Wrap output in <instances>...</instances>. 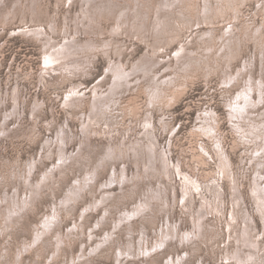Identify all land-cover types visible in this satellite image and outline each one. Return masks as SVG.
I'll return each mask as SVG.
<instances>
[{
  "label": "rangeland",
  "instance_id": "rangeland-1",
  "mask_svg": "<svg viewBox=\"0 0 264 264\" xmlns=\"http://www.w3.org/2000/svg\"><path fill=\"white\" fill-rule=\"evenodd\" d=\"M158 1L151 0L146 15L124 17L121 22L126 23L116 33L113 27L118 22L119 9L110 11V6L100 11L93 6L86 16L81 5L87 4L83 0H0V128L4 129H0V264H168L179 256L184 257L181 264H239L234 256L238 247H244V241H238L236 230L244 229V219L240 217L234 222L236 229L228 224L234 203L233 177L240 187L242 208L254 214L253 233L261 237V254L264 253V224L252 197L257 172L264 175V131L255 130L253 136L249 131L245 134L235 129L227 105L235 100L249 78L256 82L264 78V0H236L237 7L232 4L224 16L218 14L212 24L204 23L201 29L213 28L212 35L195 39L190 47L206 54L209 46L205 62H194L188 68L186 64L178 68L176 61L173 68L167 67L169 63L161 64L157 68L161 80L171 79L159 83L163 94L155 97L154 102L150 88L154 82L144 75L141 81L135 77L134 84L112 94L115 102L113 98L107 100L103 110L106 117L90 127L94 86L99 84V92L108 94L115 81L109 66L121 61L131 70L148 51L154 52L156 38L150 31L155 25L153 8ZM182 4H186L184 11L189 13L190 20L177 16L179 22L168 32L158 52L165 59L174 57L181 44L192 38L190 24L196 23L199 13L204 12V0ZM142 21L151 26L147 32L139 28ZM231 25L234 32L225 33ZM36 26L43 28L45 34L29 31ZM146 34L150 42L144 38ZM66 39H75L81 47L86 45V39L93 44L74 51L63 49L64 55L73 53L68 60L71 69L58 65L54 71L46 59ZM246 62L250 63L249 70L238 74ZM230 74H238L239 79L232 81ZM74 87L85 95L69 102L68 95ZM251 97L257 104L254 112L263 113L264 101L259 102V90ZM148 117L152 118L150 125ZM206 119L215 126L210 133V127L201 128ZM147 130L150 136L143 138ZM141 139L156 141L159 152L167 150L170 162L179 165L181 173L202 182V194L212 200L220 196L216 201L224 211L218 214L210 210L204 234L195 243L167 240L166 229L176 225L183 233L193 231V215L202 207L201 195L195 191L185 201L179 171L174 169L170 178L159 161H155L157 170L147 171L149 151L140 146L138 152L133 149ZM219 140L229 155V168L219 157ZM63 154L67 164L60 163ZM122 165H126L130 180L119 184V180L124 181ZM49 172L51 177L45 181ZM90 172L96 175L86 181ZM111 180L114 183L108 189L103 182ZM104 190L113 191L105 203L107 207L100 205ZM72 191L74 198H70ZM158 193L163 195L162 200L156 197ZM26 199H30L28 206L23 205ZM147 199L152 200L149 210L132 219L125 217L127 211L136 210ZM15 201L20 215L9 222L5 214ZM48 217L53 226L45 228ZM45 229L48 230L42 233ZM159 241L163 247L155 248ZM130 251L134 255L128 256ZM83 253L86 261L80 258Z\"/></svg>",
  "mask_w": 264,
  "mask_h": 264
},
{
  "label": "bare ground",
  "instance_id": "bare-ground-1",
  "mask_svg": "<svg viewBox=\"0 0 264 264\" xmlns=\"http://www.w3.org/2000/svg\"><path fill=\"white\" fill-rule=\"evenodd\" d=\"M4 1V0H3ZM6 1V0H5ZM8 1V0H7ZM80 1V0H79ZM84 2H86V7H83L82 8L84 9V14L86 15L87 12H91L92 10V7L95 6L96 7V10L97 11H100L102 8H107L110 6V11L111 10H115V9H119V13H118V17H117V24L113 27L114 29V32L118 33L119 30H121L122 28V24L124 22H121V20L125 19L124 17H128L130 16V14H132V16L137 17V16H143V13H145L147 10L150 9L151 7V0H83ZM122 1H124V3H122ZM183 1H188V0H159L158 1V5H155V7L153 8L154 11H153V17L155 15V18H154V22H155V25L153 24V27L151 26H148L147 23L145 21H142V25L139 27L141 29H145V32H147V30L152 29V31L150 32H154V37L156 38V43H154L153 45V49H154V52L151 53L150 51L147 52L146 55H144L142 57V59L140 60L139 63H136L135 64V67H133V69L129 70V67L126 68V65L119 61V62H114L113 65L109 66V70H111V72L113 73V75L115 76V81L114 83L112 84L111 86V91L106 94L105 92H99V84H96L95 87V90H94V93H95V97H94V104L92 106V112L90 114V117H89V124H90V127L92 128L91 125H95L97 124L102 118V117H106V112H104L103 110L105 109V107L107 106V100L111 101L112 98H113V101L115 102V99L113 97L112 94H118V90L120 88H122L123 86H131L132 84H134L135 82H133V78H137L138 81H141L142 77H146L148 78L151 82H154L153 85H150V88H153V91L151 90L152 92V101L154 102V98L159 96V95H162L163 94V91L161 90V88L159 87V83L162 82H167L169 79H171V77H169V79L165 78L163 80H161V77H160V73H159V70L157 69L159 66H161V64H167L169 63V65L167 66L168 68H173L172 65H173V62H177V65H178V68L179 66H182V65H185L186 64V68L189 67L190 64L194 63V62H205L204 60V56L208 54V52L211 50V48H207V50H205V53L202 52L200 53L198 50H195V49H192L190 47L191 44H193V42L196 40H199V38H201L202 36H204L205 34L211 36L212 33H213V28H211V30H208V31H203L201 29V27L203 26V24H212V19L213 17H217L218 14H221V16H224L228 10L231 8V5L234 4V2L236 0H204V12L203 14L199 13V18L197 20L196 23H192L190 24V28L192 30V38L189 39L188 42H183L180 46V48L178 49V51L175 53L174 57H171V58H168V59H165L163 58L161 55L158 54V52L161 50V47H162V42L165 40V38L168 36V32H170L173 28V26H175V23H178L179 21L177 20V16L178 15H183L184 17L188 18L190 20V16H189V13H185L184 10L187 9V7L185 6L186 4H182ZM133 2L135 4H133ZM2 2L1 1V5H2ZM33 3H36L35 1ZM105 3V4H104ZM6 4V3H5ZM4 5V4H3ZM14 5V4H13ZM17 5V4H16ZM34 5V4H33ZM235 5V4H234ZM230 6V7H229ZM236 6V5H235ZM234 6V7H235ZM237 7V6H236ZM35 8V7H34ZM136 9V10H135ZM34 11V10H33ZM83 13V12H81ZM81 15V14H80ZM89 15V14H88ZM91 15V14H90ZM89 15V16H90ZM146 15V13H145ZM14 16V15H13ZM16 16V15H15ZM87 16V15H86ZM25 17V16H24ZM82 17V16H80ZM95 18V16H94ZM129 18V17H128ZM202 18V19H201ZM7 19V17H6ZM10 19V18H9ZM78 20V19H77ZM133 20V19H132ZM202 20V21H201ZM8 21V20H7ZM80 21V20H78ZM140 21V20H139ZM132 22V21H131ZM192 22V20H191ZM199 22V25L197 26ZM77 23V22H76ZM97 23V22H96ZM126 23V22H125ZM124 23V24H125ZM139 23V22H138ZM94 23L92 22V25ZM133 24V25H132ZM131 25L132 26H136L135 23H132ZM150 24V23H148ZM35 25V24H34ZM40 25V24H39ZM130 25V26H131ZM234 25V24H233ZM233 25H231L229 27V29L227 31H225V33H233ZM32 26V25H31ZM29 26V27H31ZM55 26V25H54ZM82 26V25H81ZM139 26V24H138ZM28 27V26H27ZM28 27V28H29ZM37 27V28H36ZM34 27L33 29L29 30V31H33V32H36V33H39V34H45V30L43 28H38V26ZM92 27V26H91ZM95 27V26H94ZM212 27V26H211ZM25 28V27H24ZM53 28V27H52ZM55 28V27H54ZM86 28V27H85ZM87 28H89V26H87ZM138 28V29H139ZM35 29V30H34ZM176 29V28H175ZM24 30V29H23ZM78 30V28H77ZM82 30V29H81ZM197 30V31H196ZM203 31V33H199V31ZM89 31V30H88ZM194 31H196V34L193 35ZM28 32V31H27ZM32 32V33H33ZM68 32V31H67ZM89 32H93V31H89ZM138 32V30L136 31ZM29 33V32H28ZM15 34V33H14ZM93 34V33H91ZM90 34V35H91ZM96 34V33H95ZM149 34V32H148ZM146 34L144 38H146L147 42H150L149 40V35ZM36 35V34H35ZM89 35V36H90ZM97 35V34H96ZM142 35V34H140ZM88 36V37H89ZM224 36V35H223ZM75 36H73L74 38ZM92 36H90L91 38ZM225 37V36H224ZM39 38V37H38ZM54 38V37H53ZM77 38V37H75ZM88 38V40L90 39ZM72 39V38H70ZM67 40V39H66ZM64 41L65 43H63L60 47V49H57L55 51H53L49 57L46 59V62L48 63H51V68L55 71V70H58L59 66L62 67V66H65V67H68V64H70L68 62L69 58H71V56H73L72 54L70 55H64L65 54V51L63 49H66V51H74V50H79V49H82L84 47H87L88 45H92L93 43L92 42H89L88 43V40L87 42H85L86 40H84V43H86V45L81 47L79 46V44L76 42V40L74 39L73 41L71 40H67V41ZM227 40V39H226ZM111 42V40H110ZM202 42V41H201ZM230 42V39L229 41ZM107 43V42H106ZM225 43V42H224ZM110 44V43H109ZM116 44V43H115ZM105 45V44H104ZM210 45V44H209ZM212 45V44H211ZM46 46V45H44ZM96 46V45H95ZM101 46V45H100ZM112 46V45H111ZM225 46L229 47V43H225ZM117 47H120L117 45ZM205 47V46H204ZM215 47V46H213ZM224 47V46H223ZM97 48V47H96ZM99 48V47H98ZM122 48V47H120ZM201 48V47H200ZM52 49V48H51ZM54 49V48H53ZM103 49V47H102ZM204 49V48H203ZM89 50H90V47H89ZM50 52V51H48ZM120 52V51H119ZM228 52V51H227ZM61 53H63V56L60 57ZM227 54V53H226ZM232 55V54H230ZM165 57V56H164ZM169 57V56H168ZM230 57V56H229ZM172 61V63L170 64V60ZM264 59V58H263ZM264 61V60H263ZM71 66V65H70ZM82 66V65H81ZM163 66V65H162ZM249 67H250V63H245V65H243V68L239 69V73L242 74V71L243 70H249ZM76 68V67H75ZM177 68V69H178ZM70 67H68L67 70L70 71ZM84 69V68H83ZM75 71V70H73ZM110 72V71H108ZM47 73V72H46ZM237 74V75H238ZM144 75V76H143ZM237 75H233V74H230V77L232 79V81H236L239 79V76ZM77 85V84H76ZM74 86V85H73ZM80 86V85H79ZM81 87V86H80ZM79 87H74V89L71 91L72 94L68 95V99H69V102H72V101H75L76 99H79L80 97H83L85 95V93H83L81 90H78ZM102 88V86H101ZM80 89V88H79ZM102 90V89H101ZM256 90H259V93H260V101L259 102H263L264 101V78L262 77L258 82H256L253 77L249 78V80H247V84L245 85V87L241 90V92L237 95V97H235V100L234 101H231L230 103H228V108L230 110V120H231V123L232 125L235 127V129L239 130L240 132H243L245 134L249 133L252 134L254 136L255 134V130L256 131H259V132H262L264 131V120L263 117H264V112L263 113H260L258 110L257 114L254 112L257 106L256 104V101L252 100V93ZM86 92V90L84 91ZM69 94V93H68ZM112 95V96H111ZM3 96V95H2ZM107 96V98L105 99L104 97ZM67 98V97H66ZM1 100V98H0ZM3 100V99H2ZM1 102H5V101H1ZM1 104V103H0ZM91 104V103H90ZM5 107V105H4ZM7 111V109H5ZM16 110V109H15ZM109 110V108H108ZM100 111H103V112H100ZM16 113V112H15ZM13 114V113H12ZM86 114V113H85ZM210 114V113H209ZM208 114V115H209ZM6 115V114H5ZM16 116V115H15ZM260 117V119H259ZM5 118V116H4ZM10 118V117H9ZM8 118V119H9ZM262 118V119H261ZM6 119V118H5ZM4 119V120H5ZM103 119V118H102ZM151 117H148L146 119L147 121V124L150 125L151 124ZM3 120V122H4ZM246 122H249L247 123L248 127H245V123ZM2 123V122H1ZM0 123V124H1ZM5 123V122H4ZM2 125V124H1ZM0 125V126H1ZM98 125V124H97ZM153 125V124H152ZM5 128V125L3 126ZM207 127H210V132H212V130H215V126H214V123L209 121L208 119L205 120V124H202L201 128L203 130H205ZM88 128V127H87ZM146 128V127H145ZM1 129V128H0ZM90 129V128H89ZM93 129L96 130V127H94ZM249 129V130H247ZM2 130V129H1ZM4 130V129H3ZM2 130V131H3ZM7 132V130H5ZM98 131V130H97ZM145 132V131H144ZM59 133V132H58ZM112 133V132H111ZM208 133V132H207ZM62 134V133H61ZM150 134V131L147 130L145 132V134L142 136L143 138L145 136H148ZM7 135V134H5ZM59 135V134H58ZM62 136V135H61ZM91 136V135H90ZM107 136V135H106ZM150 136V135H149ZM255 136H258V134H256ZM60 138V136H59ZM256 140V139H255ZM86 141V140H85ZM83 141V142H85ZM257 141V140H256ZM56 142V141H55ZM81 142V141H80ZM83 142H82V145H83ZM136 142V141H135ZM245 142V141H244ZM134 143V142H133ZM132 143V145H133ZM140 145H135L134 143V146H133V149L134 151L138 152L137 150H139V146L140 148L142 147V150L144 149H147L149 151V159H150V162L146 164V170L147 171H150V170H157V166L155 165V161H159L161 162L162 164V169H163V172L166 176L168 177H172V174L174 169L175 170H178L179 169V165H174L170 162V159H169V154H168V151L164 149V151H161L159 152L157 150V143L156 141H154L153 139H151V141H144V140H140L139 141ZM254 143V141H253ZM60 144V143H59ZM85 144H87L85 142ZM138 144V143H137ZM218 144V147H219V154L222 159H221V162H225L227 165H228V168H229V165L231 166V161H230V158H229V155L223 150V148L221 147V142L220 140L217 142ZM131 145V146H132ZM52 146V145H51ZM64 146V144H63ZM53 147V146H52ZM88 147V146H86ZM144 147V148H143ZM84 148V147H83ZM61 149V148H59ZM85 150V149H84ZM141 150V149H140ZM132 151V150H131ZM49 152V151H48ZM64 152V151H63ZM135 152V153H136ZM50 153V152H49ZM134 153V152H133ZM132 153V154H133ZM145 153V152H144ZM113 154V153H112ZM138 154V153H136ZM73 156V154H72ZM71 156V157H72ZM80 156V155H79ZM78 156V157H79ZM107 156V155H106ZM119 156V155H118ZM132 156V155H131ZM77 157V156H76ZM85 157V156H84ZM108 157V156H107ZM115 157V156H113ZM81 158V157H80ZM112 158V157H111ZM117 158V157H116ZM145 158V156H144ZM70 159V157H69ZM73 159V158H72ZM100 159H103V158H100ZM99 159V160H100ZM72 161V160H71ZM146 161V160H144ZM36 162V161H35ZM34 162V163H35ZM66 162L67 164V160L64 158V154L61 156V159H60V163L61 164H64ZM101 162V161H100ZM106 162V161H105ZM138 162V161H137ZM125 163V162H124ZM36 164V163H35ZM113 164V163H112ZM180 164V163H179ZM258 165H261L260 163ZM99 166V165H98ZM123 166V173L121 172V174H123L124 176V181H121L119 180V184H124L123 182H126L127 180H130L129 178V175L127 174L126 172V165H122ZM222 166V165H221ZM54 168V167H53ZM63 168V166H62ZM31 169V168H30ZM122 169V168H121ZM59 171V170H58ZM64 171V170H63ZM114 171V170H113ZM179 173L178 175L181 176V180H183V191H184V198H185V201L187 199H189L190 197H192L193 193L198 192L200 195H201V198H202V201H201V206L199 208V210H197V213L196 215H193L194 216V230L193 231H187L186 233H183L181 231L178 230L177 226L173 225L170 226V227H167L166 231L168 234L166 235V239L168 240H175V239H179L181 242H193L195 243L196 240L198 238H200L201 235L204 234V230H205V220L208 216V213L210 212L211 210V213L213 212H217L218 214L219 213H222L223 208H222V204L218 201H216L218 198L215 197L214 200L211 199V197H207L206 194H202L201 190L203 187H202V182L200 181H196L195 180V177L194 179L193 178H190V174L189 176L186 175V172L185 174L184 173H181L182 170H178ZM89 172V171H88ZM184 172V171H183ZM53 173V172H52ZM54 174V173H53ZM89 174V173H88ZM87 174V175H88ZM118 174V172H117ZM120 174V175H121ZM146 173H144V176H145ZM163 174V175H164ZM188 174V173H187ZM95 172H90L89 174V177L86 179L87 180H92L95 176ZM113 175V174H112ZM114 175L116 176V170L114 171ZM142 175V173H141ZM156 175V174H155ZM53 176V175H52ZM114 176V178H115ZM148 176V175H147ZM146 176V177H147ZM153 176V174H152ZM177 176V175H175ZM51 177V174L50 172L45 174L44 176V180H49V178ZM118 177V176H117ZM122 177V176H121ZM134 177V176H133ZM137 177H138V173H137ZM150 177V176H149ZM154 177V176H153ZM157 177V176H156ZM192 177V176H191ZM53 178V177H52ZM56 178V177H54ZM118 178V179H119ZM136 178V177H135ZM163 178V177H162ZM234 179V199H233V209H232V215H231V219L230 221L228 222V224L233 227L234 229H236L237 227L235 226L234 222L237 221L238 218H243V225H244V229L243 230H236L237 232V239L238 241H244L242 244L244 245V247L241 249L238 247V249H236V253H235V256L234 258L239 262V264H263V261H264V253L261 254V251H262V240H261V237L258 236V234H254V230H255V224L253 221L254 220V214H251L248 210H246V208L244 207V209L242 208L243 207V202L241 201L242 200V195H241V192H240V187L239 185L237 184V181L235 180V177H233ZM113 179V178H111ZM134 179V178H133ZM199 179V178H198ZM262 179L264 180V175L263 173L261 174L260 171L257 172L255 178H254V183H253V190H252V197H253V200L255 201V206L254 208H257V213L260 215L261 219L263 220V224H264V181H262ZM78 180V179H77ZM82 180V179H81ZM141 180V179H140ZM28 181V180H27ZM134 181V180H133ZM44 182V181H43ZM93 182V181H92ZM116 182V180H115ZM129 182V181H127ZM38 183V181L36 182V184ZM83 183V182H82ZM91 183V182H90ZM113 183L114 181L111 180L109 183H106L104 184L103 182V185H106L108 187V189H111L112 186H113ZM117 183V182H116ZM41 184V183H40ZM43 184V183H42ZM79 184V183H78ZM89 184V183H88ZM115 185V184H114ZM133 185V184H132ZM135 185V184H134ZM133 185V187H134ZM37 186V185H36ZM77 186V185H76ZM83 185L80 184V187H82ZM105 186V187H106ZM208 188L213 189V187H211L209 184L207 185ZM41 187V186H40ZM79 187V186H78ZM103 187V186H102ZM132 187V186H131ZM219 187H221L219 185ZM36 188V187H35ZM39 188V186H37V189ZM42 189V188H41ZM71 189V188H70ZM77 189V188H75ZM83 189V188H82ZM123 189V188H122ZM153 189V188H152ZM163 189V188H162ZM218 191L220 192V188H217ZM33 190V189H32ZM31 190V191H32ZM151 190V189H150ZM80 191V190H79ZM38 192V191H37ZM73 192V191H72ZM77 193V191H75ZM105 192V190H104ZM122 192V191H121ZM34 193V192H33ZM149 193V192H148ZM156 193V192H155ZM78 194V193H77ZM31 195V193L29 194ZM34 195V194H32ZM113 195V191H106L103 198H102V201H100V205L102 206H105V203L107 201L110 200L111 196ZM147 195V193H146ZM150 195V194H149ZM154 196V195H153ZM162 194L161 193H158L156 195V197L160 200H162ZM27 197V196H26ZM76 197V194L73 192L71 197L70 198H74ZM151 197V196H150ZM155 197V199H157ZM33 198V197H32ZM13 199V198H12ZM11 199V201H12ZM77 199V198H76ZM157 199V200H158ZM194 199V197H193ZM2 199H0V202H1ZM22 200V199H21ZM29 200L30 199H26L23 203L24 206H28V203H29ZM32 200V199H31ZM64 200V199H63ZM159 200V201H160ZM191 201V200H190ZM142 202V201H141ZM222 202V200H221ZM16 203V201H15ZM32 203V202H30ZM10 204V203H9ZM14 204V202H13ZM16 204L12 205V206H9L7 207V212L5 214L6 218L9 220V222H13L16 218L19 217L20 215V210L19 208L16 206ZM116 205V203H115ZM186 205V204H184ZM8 206V205H7ZM23 206V207H24ZM137 206V205H136ZM152 206V200L151 199H147L144 203H140L136 210H129L126 212L125 214V217L128 218V219H132V217L134 216H137L139 213H142V212H145L147 210H149V207ZM188 206V205H187ZM22 207V208H23ZM100 207V206H99ZM107 207V206H105ZM3 208H6L4 207L3 205ZM190 208V207H189ZM238 208V210H237ZM24 209V208H23ZM125 209V208H124ZM134 209V208H133ZM6 210V209H5ZM105 210V209H104ZM127 210V209H126ZM86 211V210H85ZM110 211V210H109ZM122 211V210H121ZM5 213V212H4ZM125 213V212H124ZM194 213V211H193ZM1 214V213H0ZM123 214V213H122ZM121 214V215H122ZM225 215V214H223ZM51 216V215H50ZM123 217V216H122ZM228 217V216H227ZM4 218V217H2ZM125 219V218H124ZM6 220V219H5ZM120 220V219H119ZM122 220V219H121ZM232 220V222H231ZM239 221V219H238ZM124 222V221H123ZM130 222V221H129ZM125 223V222H124ZM240 223V222H238ZM236 223V224H238ZM241 227H242V224L240 223ZM45 228H50L51 226H53V222H52V218L51 217H48V219L45 220ZM116 227V226H115ZM231 229V228H230ZM46 230L48 229H45L44 232L42 233H45ZM164 231V230H163ZM241 231L242 234H243V238L241 237ZM232 232V231H231ZM230 232V234H231ZM41 233V232H40ZM165 233V231L163 232ZM38 235V234H37ZM44 235V234H43ZM109 236V235H108ZM39 237V236H38ZM40 238V237H39ZM110 238V237H109ZM235 238V237H234ZM236 239V238H235ZM40 240V239H39ZM163 240V239H162ZM231 240V239H230ZM179 241V242H180ZM236 241V240H235ZM102 243V242H100ZM162 242L159 241L156 243V246L155 248L157 247H163V244H161ZM59 246V245H58ZM149 249V248H148ZM147 249V250H148ZM145 250V251H147ZM150 250V249H149ZM123 252L124 254L127 253V252H124V251H121ZM150 253V251H148ZM147 254V253H146ZM188 254V253H187ZM128 256H132L134 255L133 252H128L127 254ZM244 255H247L249 256L248 258H245ZM122 256V255H120ZM187 256V255H186ZM182 256H179L178 257V260L176 259V261L173 259L171 262H168V264H181V262H183L184 260V257L181 258ZM80 258L81 260L83 261H86L87 259V256L85 253L81 254L80 255ZM229 260V259H228ZM89 262V261H87ZM87 264V263H86ZM118 264H123L121 261H118Z\"/></svg>",
  "mask_w": 264,
  "mask_h": 264
}]
</instances>
